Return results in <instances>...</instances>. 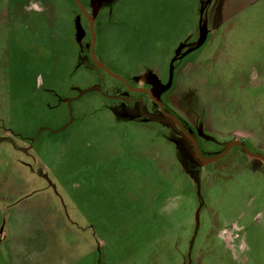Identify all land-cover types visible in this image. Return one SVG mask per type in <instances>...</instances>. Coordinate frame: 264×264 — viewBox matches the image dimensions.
Returning a JSON list of instances; mask_svg holds the SVG:
<instances>
[{
  "label": "rangeland",
  "instance_id": "1",
  "mask_svg": "<svg viewBox=\"0 0 264 264\" xmlns=\"http://www.w3.org/2000/svg\"><path fill=\"white\" fill-rule=\"evenodd\" d=\"M81 2L203 155H264V0ZM91 41L75 0H0V264H264V161L201 163Z\"/></svg>",
  "mask_w": 264,
  "mask_h": 264
},
{
  "label": "water",
  "instance_id": "2",
  "mask_svg": "<svg viewBox=\"0 0 264 264\" xmlns=\"http://www.w3.org/2000/svg\"><path fill=\"white\" fill-rule=\"evenodd\" d=\"M75 2L79 6V8L82 10V12L85 14V16H86V18L88 20L89 26H90V30H91V34H92L91 57H92L94 63L96 64V66L99 67V68H102L103 70H105L106 72H108L113 77H115V78L121 80L122 82H124L126 84V86L130 90L137 91V92H147L151 96V98L153 100H155L160 105V108H161V111H162L163 115L166 118H168L171 121H173L179 127V129L181 130V132L190 140V142L192 143V145L194 147L195 155L199 158V160H200L201 163H203V164H210L212 162L217 161L218 159L222 158L225 154H227L229 152V150L233 146H236V145L241 146L248 155H250V156H252V157H254L256 159H260V160L264 161V155L250 151L246 147V145L244 144V142L242 140H233V141L229 142L228 144H226V146H225V148H224V150L222 152H220L219 154H217V155H215L213 157H208V156L203 155L202 152H201V150H200L198 141L195 138V136L193 134H191L181 124L179 118L176 115H174L173 113L167 112L165 110L162 100H160L157 96H155V94H153L148 88H144V87H132V86H130L129 83H128V81H126L123 77H121V76H119L117 74L112 73L110 71V69L105 64H103L96 57L95 50H94V48H95V30H94L95 15L93 13L92 14L89 13V11L87 10V8L82 4L81 0H75Z\"/></svg>",
  "mask_w": 264,
  "mask_h": 264
},
{
  "label": "flooded vegetation",
  "instance_id": "3",
  "mask_svg": "<svg viewBox=\"0 0 264 264\" xmlns=\"http://www.w3.org/2000/svg\"><path fill=\"white\" fill-rule=\"evenodd\" d=\"M145 88V87H144ZM133 91V90H132ZM151 91V90H150ZM135 92H137V91H135ZM147 93V92H146ZM150 96V95H149ZM151 97V96H150ZM155 101V100H154ZM156 102V101H155ZM164 105V104H163ZM160 106V105H159Z\"/></svg>",
  "mask_w": 264,
  "mask_h": 264
}]
</instances>
